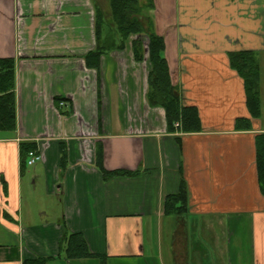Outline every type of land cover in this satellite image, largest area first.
Returning <instances> with one entry per match:
<instances>
[{
    "label": "crops",
    "instance_id": "0c3cea01",
    "mask_svg": "<svg viewBox=\"0 0 264 264\" xmlns=\"http://www.w3.org/2000/svg\"><path fill=\"white\" fill-rule=\"evenodd\" d=\"M153 2L192 125L148 99L149 37L104 36L114 48L95 56L102 0H0L16 99L15 129H0V264H264V0ZM238 53L259 64L258 114ZM182 184L185 211L167 213ZM71 235L93 256H68Z\"/></svg>",
    "mask_w": 264,
    "mask_h": 264
},
{
    "label": "trees",
    "instance_id": "16d2710c",
    "mask_svg": "<svg viewBox=\"0 0 264 264\" xmlns=\"http://www.w3.org/2000/svg\"><path fill=\"white\" fill-rule=\"evenodd\" d=\"M142 0H109L112 21L117 28L118 35L123 39L120 48H124L125 42L133 35H147L150 40V56L152 72L149 77L150 92L148 99L154 106H163L167 111L169 123L182 120L188 125L196 122L197 114H191L190 109H181L179 96L171 84L169 68L163 56L164 40L154 30V23L151 16L144 13L145 10L154 8L153 0H147L146 5L141 4ZM144 13L145 21L140 19ZM112 29L108 28L106 16L96 7V33L98 51L95 56L101 54L102 49H111L113 45L109 41H103L104 36L109 39ZM114 48V47H113ZM135 58L142 60V54L138 45L135 44ZM231 65L240 74L245 82L248 96V104L256 114L260 111V79L259 64L252 53H238L231 55ZM16 127V99H15V70L14 61L11 59H0V129L14 130ZM32 151L29 150V152ZM29 154V153H28ZM63 153V162L65 161ZM259 167L261 170V184L264 189V150L259 152ZM133 173L104 171V176L109 179L113 176L128 175ZM187 206V190L182 184L178 195H171L166 201L167 213L185 211ZM66 242V241H65ZM66 253L70 257H91L86 247V242L77 235H71L67 239Z\"/></svg>",
    "mask_w": 264,
    "mask_h": 264
},
{
    "label": "rangeland",
    "instance_id": "374dc122",
    "mask_svg": "<svg viewBox=\"0 0 264 264\" xmlns=\"http://www.w3.org/2000/svg\"><path fill=\"white\" fill-rule=\"evenodd\" d=\"M107 2H108V4H107ZM146 2H147V0H142L141 4L142 5H146ZM102 4H103V6H105L106 10L109 9V12L106 14V21H107L108 28L113 30L112 32H110V33H112L111 36H110V40L113 41L114 38L120 37V36L118 35L117 28H116L115 24L112 21L110 2H109V0H102ZM107 6H109V8H107ZM146 11L147 10H145L144 13H146ZM144 13L141 14L142 17H140V19H141V21L143 23L147 24L146 21H145V16H143V15H145ZM133 36H136V38H138V39H142V40L144 39L145 41H148V39H147L148 36L147 35H143V37H142V35H140V36L139 35H133ZM137 36H139V37H137Z\"/></svg>",
    "mask_w": 264,
    "mask_h": 264
},
{
    "label": "built area",
    "instance_id": "2783aa9c",
    "mask_svg": "<svg viewBox=\"0 0 264 264\" xmlns=\"http://www.w3.org/2000/svg\"><path fill=\"white\" fill-rule=\"evenodd\" d=\"M61 105L63 106L65 104L62 103ZM41 160H42L41 155L36 151H32L28 154V164L30 166L35 165L36 163H38Z\"/></svg>",
    "mask_w": 264,
    "mask_h": 264
}]
</instances>
